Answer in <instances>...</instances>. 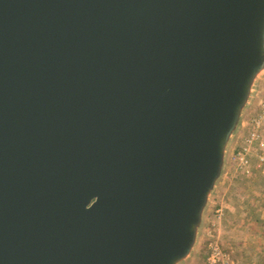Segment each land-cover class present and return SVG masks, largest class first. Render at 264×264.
Listing matches in <instances>:
<instances>
[{
	"label": "water",
	"instance_id": "95a60500",
	"mask_svg": "<svg viewBox=\"0 0 264 264\" xmlns=\"http://www.w3.org/2000/svg\"><path fill=\"white\" fill-rule=\"evenodd\" d=\"M264 72V0H0V264H181Z\"/></svg>",
	"mask_w": 264,
	"mask_h": 264
},
{
	"label": "rangeland",
	"instance_id": "374dc122",
	"mask_svg": "<svg viewBox=\"0 0 264 264\" xmlns=\"http://www.w3.org/2000/svg\"><path fill=\"white\" fill-rule=\"evenodd\" d=\"M263 89L264 72L227 148L222 174L209 195L196 244L181 264H206L209 243L213 241L221 248H231L225 264H264V162L257 158V147H253L246 168L233 158L248 132L247 118L255 113Z\"/></svg>",
	"mask_w": 264,
	"mask_h": 264
},
{
	"label": "built area",
	"instance_id": "2783aa9c",
	"mask_svg": "<svg viewBox=\"0 0 264 264\" xmlns=\"http://www.w3.org/2000/svg\"><path fill=\"white\" fill-rule=\"evenodd\" d=\"M254 112L247 118L248 132L243 143L233 155L236 163L242 168L250 165L249 156L253 147H257L258 160L264 162V89ZM229 259L230 255L221 248L217 241L209 243V254L206 258V264H225L229 262Z\"/></svg>",
	"mask_w": 264,
	"mask_h": 264
},
{
	"label": "trees",
	"instance_id": "16d2710c",
	"mask_svg": "<svg viewBox=\"0 0 264 264\" xmlns=\"http://www.w3.org/2000/svg\"><path fill=\"white\" fill-rule=\"evenodd\" d=\"M238 245H241L242 243H237ZM222 249L225 251V252H227L228 254L230 253L231 254V248L230 249H226V248H224V247H222ZM208 254V253H207ZM207 254H205V257L207 256Z\"/></svg>",
	"mask_w": 264,
	"mask_h": 264
}]
</instances>
